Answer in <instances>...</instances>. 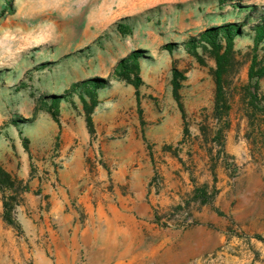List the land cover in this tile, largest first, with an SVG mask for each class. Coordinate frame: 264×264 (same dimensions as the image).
Masks as SVG:
<instances>
[{
    "label": "rangeland",
    "instance_id": "1",
    "mask_svg": "<svg viewBox=\"0 0 264 264\" xmlns=\"http://www.w3.org/2000/svg\"><path fill=\"white\" fill-rule=\"evenodd\" d=\"M249 4L261 8L264 0H0V164L15 181L6 195L20 224L12 227L16 241L0 243V254H53L51 229L56 223L49 190L61 189L73 205L72 190L82 192L92 185L83 175L85 163H92L90 172L96 174V162L105 168L106 186L113 188L115 163L128 160L131 147L112 141L108 146L97 143L90 152L97 140L93 120L91 142L71 164L78 139L67 138L63 128L79 119L87 126L80 94L60 103L59 121L42 101L44 95L64 94L73 83L99 76L109 78L111 86L99 93L93 114L99 108L104 125L145 129L138 153L154 158L156 190L164 186L160 162L179 163L174 173L186 189L180 203L157 213V222L184 204L193 223L175 229L200 225L211 232L205 251L198 250L193 258L186 254L183 264H264V76L251 80L249 75L255 57L256 70L264 65V41L255 45L252 26L258 18L248 20ZM124 18L127 33L117 27ZM229 22L246 24L223 75L217 113L215 55L202 46L191 52L185 42ZM170 42L177 43L173 52L164 48ZM139 48L150 56L141 66L142 113L135 86L115 72L117 62ZM174 68L186 76L180 88L185 117L173 95ZM15 119L23 120L27 143ZM66 139L75 141L65 147ZM203 185L216 192L207 204L193 200L195 188Z\"/></svg>",
    "mask_w": 264,
    "mask_h": 264
},
{
    "label": "crops",
    "instance_id": "2",
    "mask_svg": "<svg viewBox=\"0 0 264 264\" xmlns=\"http://www.w3.org/2000/svg\"><path fill=\"white\" fill-rule=\"evenodd\" d=\"M98 109L93 114L97 140L92 141L89 151L92 152L97 143L108 146L112 141L131 147L128 160L115 163L117 169L111 176L113 188L106 186L109 181L105 168L96 162V174L90 172L92 163H85L83 175L92 185L82 192L72 190L73 205L63 198L61 189L49 190L53 200L50 213L56 223V229H51L53 254H0V264H183L186 254L193 258L198 250L205 251L211 232L204 226L175 229L157 222V213L180 203V195L186 189L174 173L179 163L167 157L160 162L164 186L156 190L152 185L154 158L145 156L143 151L138 153V148L144 146L145 129L141 125L133 129L122 124L104 125L101 121L104 114ZM63 130L67 131V138L78 139V147L70 160L74 164L80 149L87 148L91 142L90 133L80 119ZM114 131L117 133L113 138ZM74 141L66 139L64 146ZM91 160L96 159L93 156ZM30 183L35 185L36 181ZM180 188L183 192H179ZM32 210L36 218V204L32 205ZM3 215L0 191V243L12 245L16 241L12 232L14 226L8 224Z\"/></svg>",
    "mask_w": 264,
    "mask_h": 264
},
{
    "label": "trees",
    "instance_id": "3",
    "mask_svg": "<svg viewBox=\"0 0 264 264\" xmlns=\"http://www.w3.org/2000/svg\"><path fill=\"white\" fill-rule=\"evenodd\" d=\"M9 4H11L12 0H8ZM236 4V3H235ZM237 7H240V4H236ZM245 7L249 10V14L247 16L249 19L258 18L257 22L252 26V29L255 32V45L258 46L260 43L264 41V6L259 7L256 4L245 5ZM126 18L122 19L117 23L118 30L121 33H127L129 31V25L124 23ZM244 24L239 22H229L218 26H212L202 31L198 36L191 37L185 42V46L191 52L197 53V48L202 46L204 48H210L214 53L217 68L215 70V78L217 82V99H216V112L220 113V103L222 101V82L223 75L227 69V65L230 62L231 55L234 49L235 40L238 36H240L244 32ZM177 43L170 42L164 45V48L173 52ZM150 56L147 55V50L143 48H139L130 52L127 56L121 58L115 67V72L117 77L127 83H130L135 86L136 94L139 104V112L142 113L140 108V92L139 88L144 84L143 78L141 76V66L144 62V59H148ZM257 64V58L255 57L253 60V64L250 68V78L251 80L255 78H261L264 76V65L256 70L255 65ZM46 64H43L45 66ZM186 79V76L178 70L177 68L173 69V95L178 103L179 109L182 113V116H186L184 104L181 100L180 88L183 86L182 81ZM2 80V70H0V83ZM111 86V80L105 77H92L88 79H84L72 84L70 91L64 94H52V95H44L42 97V101L47 105L48 111L52 114L56 121H59V108L60 103L68 98L71 94L78 92L84 104V110L86 114L87 127L89 132L93 133L94 122L92 114L95 108L99 104V93L101 90L109 88ZM259 83L256 80L253 83V87L258 88ZM253 101L258 102L257 96L252 95ZM26 120V119H25ZM23 120L15 119L13 120V124L18 127V131L21 134L25 143L28 142V138L23 136V129L20 127V122ZM144 125V124H142ZM184 131H188V126L185 124ZM144 132V131H143ZM143 137H145L143 133ZM15 187V181L12 179L10 173L4 169V167L0 164V191L3 193V205H4V219L5 221L14 226L20 227V224L13 218L12 216V208L8 200L6 192L8 188L13 189ZM216 191V190H215ZM216 192H208L207 187L197 186L193 193V200L199 201L201 204L210 203L214 194ZM190 202L187 201V204ZM182 205H177L175 208L180 209Z\"/></svg>",
    "mask_w": 264,
    "mask_h": 264
},
{
    "label": "built area",
    "instance_id": "4",
    "mask_svg": "<svg viewBox=\"0 0 264 264\" xmlns=\"http://www.w3.org/2000/svg\"><path fill=\"white\" fill-rule=\"evenodd\" d=\"M182 208L177 211H170L169 214L163 216L159 223L167 228H185L193 223L192 215L187 207L182 204Z\"/></svg>",
    "mask_w": 264,
    "mask_h": 264
}]
</instances>
